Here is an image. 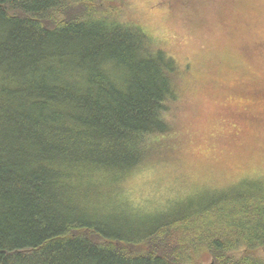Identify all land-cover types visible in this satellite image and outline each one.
Returning a JSON list of instances; mask_svg holds the SVG:
<instances>
[{
	"label": "trees",
	"instance_id": "trees-1",
	"mask_svg": "<svg viewBox=\"0 0 264 264\" xmlns=\"http://www.w3.org/2000/svg\"><path fill=\"white\" fill-rule=\"evenodd\" d=\"M120 6L0 0V264H264L262 179L146 221L108 214L168 153L179 100L174 60ZM234 16L264 44V14Z\"/></svg>",
	"mask_w": 264,
	"mask_h": 264
},
{
	"label": "rangeland",
	"instance_id": "rangeland-1",
	"mask_svg": "<svg viewBox=\"0 0 264 264\" xmlns=\"http://www.w3.org/2000/svg\"><path fill=\"white\" fill-rule=\"evenodd\" d=\"M245 1L239 10L227 0H121L122 21L174 60L179 100L168 153L126 180L113 218L171 215L187 197L264 180V44L232 29L235 12L257 19L264 1Z\"/></svg>",
	"mask_w": 264,
	"mask_h": 264
}]
</instances>
